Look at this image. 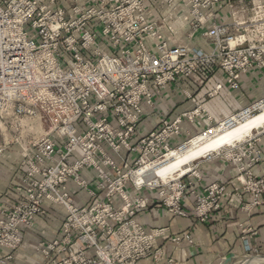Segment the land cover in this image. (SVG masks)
Listing matches in <instances>:
<instances>
[{"label":"built area","instance_id":"built-area-1","mask_svg":"<svg viewBox=\"0 0 264 264\" xmlns=\"http://www.w3.org/2000/svg\"><path fill=\"white\" fill-rule=\"evenodd\" d=\"M230 1L167 2L169 8L185 7L187 38L202 31L211 46L206 52L170 46L147 22L144 0H0V132L10 130L25 168L24 200L0 212V264H14L20 229L31 227L46 203L66 211L62 237L37 248L46 257L54 254V264H160L163 252L152 240L163 230H146L132 218L138 211L152 202L187 218L182 207L187 191L195 197L196 222L205 223L220 210L223 186L191 191L196 166L167 181L149 180L142 171L160 164L176 146L171 139L181 133L180 117L162 119L157 131L140 139L135 134L142 103L152 105L150 85L160 88L216 66L236 88L240 73L254 63L264 65V21L251 30L234 14L231 23L212 21L215 6ZM246 32H255V38L249 40ZM262 109L264 98L221 121L232 119L235 125ZM200 114L196 109L185 116ZM261 137L264 132L215 154L237 166L236 182L251 198L242 208L247 211L264 204V175L250 171L261 159L256 147ZM7 142L0 145V158ZM86 169L91 179L81 175ZM70 182L92 199L90 205L71 201ZM144 190L154 198L140 195ZM172 242L191 245L192 239L187 234Z\"/></svg>","mask_w":264,"mask_h":264},{"label":"crops","instance_id":"crops-1","mask_svg":"<svg viewBox=\"0 0 264 264\" xmlns=\"http://www.w3.org/2000/svg\"><path fill=\"white\" fill-rule=\"evenodd\" d=\"M167 2L168 0H144L147 22L153 25L170 46L197 47L206 52L210 51V43L201 36L202 31L193 39L187 38L188 26L183 20L187 14L185 7L178 5L169 8ZM251 2L231 0L217 4L212 21L227 24L231 22L234 14L236 20H249L245 25L251 30L252 26L257 25L250 18L253 6ZM255 36V32H246L249 40ZM145 43L148 47H153L149 39ZM149 89L152 92V105L145 101L142 103V116L135 138L140 139L157 131L162 119L173 121L180 117L181 133L179 137L171 139V144L176 145L190 136H196L210 124L217 123L248 104L264 98V65L254 63L246 72L240 73L236 88H230L224 73L212 66L203 67L189 78H179L160 88L150 85ZM196 109H199L200 115L192 119L185 116ZM256 147L260 151L261 159L250 167V171L256 176H262L264 137L260 138ZM215 154L194 164L195 175L191 176V191L200 193L210 184L225 188L220 210L211 214L208 221L199 223L194 220L192 210L195 197L190 191H187L182 200V207L189 215L187 218L173 216L159 204L152 202L145 210L138 211L132 217L146 230H163L160 236L152 240L155 248L162 249L160 264H166L169 259L176 264H222L226 260L239 261V258L253 254L264 256V204L248 211L242 209L251 202V198L236 182L239 173L237 166ZM22 159L23 152L16 145L8 146L0 158V212L24 200L22 177L25 168L21 164ZM81 175L86 179L93 177L92 171L88 169L82 171ZM68 188L74 204L85 206L92 203V199L72 182ZM127 190L132 194L128 184ZM140 195L154 198V193L148 190L142 191ZM114 203L120 204L117 197L114 198ZM65 217L66 211L63 207L44 204L32 226L20 229L22 242L13 253V263L54 264V254L46 257L37 248L41 242L49 243L62 237L61 225ZM187 234L192 239L191 245L186 242L175 245L172 242L174 236Z\"/></svg>","mask_w":264,"mask_h":264},{"label":"bare ground","instance_id":"bare-ground-1","mask_svg":"<svg viewBox=\"0 0 264 264\" xmlns=\"http://www.w3.org/2000/svg\"><path fill=\"white\" fill-rule=\"evenodd\" d=\"M264 132V109L238 124L233 125L232 119L218 122L211 128L192 137L186 144L170 151L167 158L158 165H146L149 180H170L174 173L186 174L193 168V162L208 158L227 147L234 146L254 134ZM179 172V173H177ZM264 264V257L241 258L237 264Z\"/></svg>","mask_w":264,"mask_h":264},{"label":"rangeland","instance_id":"rangeland-1","mask_svg":"<svg viewBox=\"0 0 264 264\" xmlns=\"http://www.w3.org/2000/svg\"><path fill=\"white\" fill-rule=\"evenodd\" d=\"M234 1H238V0H234ZM242 1L251 2L252 0H242ZM255 1H260L261 3H264L262 0H255ZM251 3H252V2H251ZM259 6H260V5H259ZM251 7H252V15L250 16V18L253 19L252 21H255V22H254L255 24L260 25L259 23H261V22L264 21V13H263L264 8H259V9H258L257 6H256V2H254L253 6H251ZM231 22H232V19H231ZM231 22H230V23H231ZM242 22H244V23L247 24V23H249V20H244V21H242ZM218 122H221V121H218ZM218 122H217V123H218ZM217 123H212V124H210L208 127L202 129V131H200V132L197 133V134H200L201 132H203V131H205V130L211 128L212 126L216 125ZM9 131H10V130H9ZM9 131H7V130H1V132H0V145L4 143V138H5V139H8V142H7V143H9L8 146L16 145V143H15L12 139H10ZM11 133H12V132H10V134H11ZM197 134H196V135H197ZM12 136H13V134H12ZM15 136H17V135H15ZM193 136H195V135H193ZM193 136H190V137H188L187 139L182 140V142L180 141V143H177L176 146L173 145L174 147H172V150L176 149L177 146L179 147L180 145H184V144H186V143L190 140V138L193 137ZM23 137H26V135H23ZM185 142H186V143H185ZM16 146H18V144H17ZM172 150H171V151H172ZM213 155H214V154H213ZM193 164H197V162H196V163L193 162ZM189 172H190V171H189ZM177 173H179V172H177ZM175 174H176V173H174V175H175ZM91 253H93V251H91ZM245 257H246V258H249V257H264V256L253 254V255H248V256H245ZM239 259H241V258H239ZM237 260H238V259L226 260V261H224L222 264H236V261H237ZM239 264H240V263H239Z\"/></svg>","mask_w":264,"mask_h":264}]
</instances>
